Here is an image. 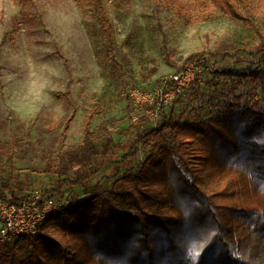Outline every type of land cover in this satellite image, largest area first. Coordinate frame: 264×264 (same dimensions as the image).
Here are the masks:
<instances>
[{
    "label": "trees",
    "instance_id": "trees-1",
    "mask_svg": "<svg viewBox=\"0 0 264 264\" xmlns=\"http://www.w3.org/2000/svg\"><path fill=\"white\" fill-rule=\"evenodd\" d=\"M77 1L100 12L111 43L102 0ZM164 1L193 24L219 10L255 28L253 16L264 13V0ZM254 54L261 66L206 71L191 94L160 108L156 128L134 122L135 139L109 162L112 189L91 186V173H58L45 195L84 197L51 214L36 236L0 243V264H264V44ZM244 80L256 86L242 90ZM85 135L88 155L103 154L88 127ZM11 193L0 195L18 201Z\"/></svg>",
    "mask_w": 264,
    "mask_h": 264
},
{
    "label": "rangeland",
    "instance_id": "rangeland-1",
    "mask_svg": "<svg viewBox=\"0 0 264 264\" xmlns=\"http://www.w3.org/2000/svg\"><path fill=\"white\" fill-rule=\"evenodd\" d=\"M102 7L111 43L100 12L85 2L0 0V194L45 193L60 172L91 173V186L112 189L118 177L109 162L135 139L134 117L145 120L142 130L156 128L152 107L137 111L132 90L154 88L192 56H205L208 72L262 64L254 53L264 44L263 12L254 28L219 10L193 24L164 0H102ZM226 52L235 55L225 60ZM243 82L242 90L256 86ZM87 127L103 154L88 155ZM82 197L69 192L62 203Z\"/></svg>",
    "mask_w": 264,
    "mask_h": 264
},
{
    "label": "built area",
    "instance_id": "built-area-1",
    "mask_svg": "<svg viewBox=\"0 0 264 264\" xmlns=\"http://www.w3.org/2000/svg\"><path fill=\"white\" fill-rule=\"evenodd\" d=\"M207 70L209 67L205 56L193 57L174 76L166 78L148 91L134 89L130 97L137 111L144 106L152 107L148 115L157 127L160 108L171 104L179 94L194 88ZM134 118L139 119L138 116ZM64 206L62 202H55L45 195L42 190L27 194L16 202L0 195V243L20 236H36L48 217Z\"/></svg>",
    "mask_w": 264,
    "mask_h": 264
}]
</instances>
